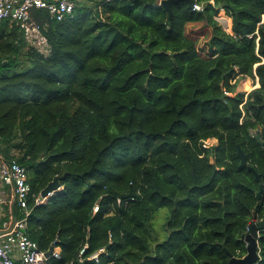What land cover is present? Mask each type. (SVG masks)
<instances>
[{"label":"trees","instance_id":"obj_1","mask_svg":"<svg viewBox=\"0 0 264 264\" xmlns=\"http://www.w3.org/2000/svg\"><path fill=\"white\" fill-rule=\"evenodd\" d=\"M162 1L36 10L48 55L0 21V156L28 171V235L60 248L47 264H229L264 220V0ZM258 242L264 264V230Z\"/></svg>","mask_w":264,"mask_h":264},{"label":"built area","instance_id":"obj_2","mask_svg":"<svg viewBox=\"0 0 264 264\" xmlns=\"http://www.w3.org/2000/svg\"><path fill=\"white\" fill-rule=\"evenodd\" d=\"M88 0H0V21H10L16 24L22 31L27 44L39 51L43 55H48L50 45L45 35L46 24L39 23L33 16L36 10H44L49 13L52 19L63 21L73 16L78 3H87ZM194 9L201 11L198 5ZM225 15V14H224ZM226 16V15H225ZM229 19V18H228ZM217 20L220 22L221 16ZM221 23V22H220ZM224 28L228 31L230 20ZM206 146L217 144V140L210 139L204 142ZM0 184L11 187L14 193L12 198L8 197L4 191L0 197V205L6 206L7 212L5 221L0 230V264H47L53 256L58 258L60 248L53 249V255L48 258L47 253L39 248L37 242L33 241L28 235L27 219L30 215L28 207L30 186L28 184V171L16 160L2 162L0 164ZM54 195V194H53ZM52 195V196H53ZM51 196V197H52ZM41 196L36 204L45 202ZM19 210V218L15 211ZM99 207H95V212ZM249 232V230H248ZM87 247L82 249L81 256L84 255ZM105 253V249L91 255L88 259L99 262L100 255ZM83 262V259H80Z\"/></svg>","mask_w":264,"mask_h":264},{"label":"water","instance_id":"obj_3","mask_svg":"<svg viewBox=\"0 0 264 264\" xmlns=\"http://www.w3.org/2000/svg\"><path fill=\"white\" fill-rule=\"evenodd\" d=\"M186 2L189 4L190 8H193L196 5L195 0H164L161 3V6H164L168 11L171 12L172 4L177 2ZM78 5L82 6V3H78ZM259 85L256 87L258 88ZM259 139V137H257ZM238 155L241 158V168H245L247 166V157L244 151L238 147ZM252 172L255 173L258 182L261 181L260 176L257 172L250 168ZM60 177H56L53 182H51L42 192L41 196L45 199L50 198L55 191L60 189ZM264 230V220L259 222H255L249 229V232L242 237V241L247 244V254L243 258L232 257L229 264H256L259 259V236L260 233ZM53 255V249L47 253V257L50 258Z\"/></svg>","mask_w":264,"mask_h":264},{"label":"rangeland","instance_id":"obj_4","mask_svg":"<svg viewBox=\"0 0 264 264\" xmlns=\"http://www.w3.org/2000/svg\"><path fill=\"white\" fill-rule=\"evenodd\" d=\"M225 12H221L220 15H221V24L223 25V27H227L228 24L226 25L227 21L229 20L227 16L224 15ZM219 19V17H218ZM230 26H231V23H230ZM192 31L194 33H196V31L199 32V36L201 37V41L204 42V39H207L208 38V34H209V31L208 29H202L200 26H197V27H193L191 28ZM230 29V27H229ZM230 31V30H228ZM247 83V87L244 85ZM256 86H253V83L252 81L250 80H243L239 83V86H238V91L239 92H246V93H249L251 92L254 88H256ZM7 214V212H6ZM169 210L167 209H163V210H160L154 217V221H153V224H154V227L155 229L157 230L158 233H160V236H162L163 238L168 234V232L166 231V223H167V220H168V217H169Z\"/></svg>","mask_w":264,"mask_h":264},{"label":"crops","instance_id":"obj_5","mask_svg":"<svg viewBox=\"0 0 264 264\" xmlns=\"http://www.w3.org/2000/svg\"><path fill=\"white\" fill-rule=\"evenodd\" d=\"M2 162L4 161L2 160V157L0 156V164ZM4 191L7 193L8 197L12 198L14 196V193L11 187H6L0 184V197L2 196ZM6 209H7L6 206L2 207L0 205V230L2 228V223L5 221V217H6V212H3L2 210H6Z\"/></svg>","mask_w":264,"mask_h":264},{"label":"clouds","instance_id":"obj_6","mask_svg":"<svg viewBox=\"0 0 264 264\" xmlns=\"http://www.w3.org/2000/svg\"><path fill=\"white\" fill-rule=\"evenodd\" d=\"M258 86V85H257Z\"/></svg>","mask_w":264,"mask_h":264}]
</instances>
